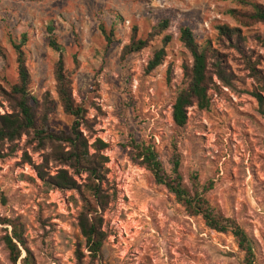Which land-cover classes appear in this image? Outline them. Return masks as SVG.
Instances as JSON below:
<instances>
[{
    "label": "rangeland",
    "instance_id": "rangeland-1",
    "mask_svg": "<svg viewBox=\"0 0 264 264\" xmlns=\"http://www.w3.org/2000/svg\"><path fill=\"white\" fill-rule=\"evenodd\" d=\"M257 2L264 5V0ZM232 9H240L232 0H0V77L15 79L13 44L20 45L31 95L41 102L47 93L53 100L49 129L67 132L72 117L57 98L54 65L60 56L49 46L54 37L72 96L83 108L80 132L89 145L99 139L106 146L99 151L107 157L102 188L111 200L99 211L106 233L100 261L89 258L77 225L83 187L80 192L62 190L41 181L22 152L38 164L48 149L34 151L35 143L27 144L26 136L12 149L7 143L0 148V216L22 222L34 264H245L229 233L211 230L199 215L188 214L131 159V141L151 144L167 173L177 153L188 189L194 182L201 189L211 181L204 196L245 230L253 241L254 263L264 264V104L259 107L252 95L258 91L256 81L242 56L215 40L218 26L238 28L247 36L251 60L264 71V23L244 27L228 12ZM161 20L167 21L166 29L149 37ZM101 26L112 33L110 43ZM184 26L198 42L208 39L226 56L234 78L229 87L213 77L209 108L189 107L186 124L177 127L171 105L186 84L181 65L191 62L179 40ZM134 32L146 44L124 54ZM160 48L164 60L150 69ZM6 88L0 80V114L8 110L2 97ZM60 167L66 168L49 163L51 173ZM85 176L76 179L83 184ZM10 232L0 222V264H11L3 241ZM25 253L21 248V257Z\"/></svg>",
    "mask_w": 264,
    "mask_h": 264
},
{
    "label": "trees",
    "instance_id": "trees-1",
    "mask_svg": "<svg viewBox=\"0 0 264 264\" xmlns=\"http://www.w3.org/2000/svg\"><path fill=\"white\" fill-rule=\"evenodd\" d=\"M240 9H232L228 12L237 18L241 25L250 27L255 23H264V5L257 0H232ZM102 27V26H101ZM167 21L161 20L151 30V35L159 34L166 29ZM218 32L215 40L219 45L235 50L244 59L251 77L256 81L258 91H253L259 107H263L264 98V71L256 68V62L251 60L250 51L246 49L247 36L236 27L221 25L217 27ZM51 31V28H49ZM108 43H110L111 32L101 28ZM152 33V34H151ZM165 38L163 42H167ZM179 40L191 57L190 64L183 63L181 69L185 79V86L175 95L171 105V118L177 127H183L187 122V110L195 105L199 110H206L210 105L208 90L214 84L213 77L223 86H232L234 75L231 67L226 63V56L217 48H212L208 39L198 42L191 29L187 26L180 28ZM146 44V40L136 39V33L131 35L128 45L123 48L124 54L140 50ZM49 46L59 53V60L54 65V76L56 80V93L58 101L64 113L72 117V123L67 132L54 133L49 129L48 115L53 111V100L49 94L42 95L39 102L31 95L29 87L31 75L26 65V54L20 45L13 44L15 50V79L8 81L0 77L7 88L2 90V97L7 102L8 110L0 114V148L7 143L10 149L26 136V143L33 146L34 151L48 149L42 154L41 162L34 164L26 151L22 152V159L32 165L37 177L44 183L62 190H76L80 192L83 205L82 211L77 216V225L84 239V248L92 260L101 259V251L106 233L102 228L103 220L99 211H104L110 203L111 195L102 188L104 164L107 157L99 153L105 148V144L97 139L91 145L80 132V120L83 108L79 106L72 96V81L68 72L64 71L62 63L61 46L54 37L49 39ZM166 53L163 48L155 50L153 58L149 61V68L159 65ZM0 56L4 54L0 48ZM264 116V110H261ZM65 146L68 147L65 150ZM131 159L139 166L149 171L156 184L163 185L175 199L185 207L190 215H199L204 225L216 232L229 233L235 240L238 249L243 253L245 264L254 263L253 241L245 230L231 217L225 216L212 206L204 193L211 189L212 182L206 186L193 183L192 190L188 189L182 181L179 171V155H173V167L171 173H167L158 159L157 153L151 144L131 141L129 144ZM90 148L94 150L90 152ZM61 164L51 173L49 163ZM85 174L83 184H80L76 176L81 178ZM195 181V178H193ZM0 222L11 228L10 234L3 237L5 247L8 251L11 264H34L32 256L24 245L23 224L17 218H2ZM21 248L25 255L21 257ZM76 256L82 254L77 250Z\"/></svg>",
    "mask_w": 264,
    "mask_h": 264
}]
</instances>
